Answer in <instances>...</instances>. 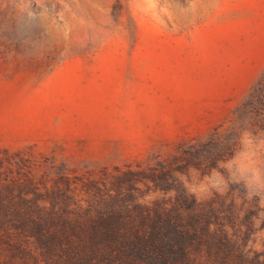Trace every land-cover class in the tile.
Returning a JSON list of instances; mask_svg holds the SVG:
<instances>
[{"label":"rangeland","instance_id":"1","mask_svg":"<svg viewBox=\"0 0 264 264\" xmlns=\"http://www.w3.org/2000/svg\"><path fill=\"white\" fill-rule=\"evenodd\" d=\"M189 217L264 264V0H0V264Z\"/></svg>","mask_w":264,"mask_h":264},{"label":"trees","instance_id":"2","mask_svg":"<svg viewBox=\"0 0 264 264\" xmlns=\"http://www.w3.org/2000/svg\"><path fill=\"white\" fill-rule=\"evenodd\" d=\"M190 218L193 219L188 224L168 222L132 235L120 234L116 225L98 226L94 229L97 244H92L98 258L91 259V253L80 249L77 262L93 264L100 259V264H202L203 258L196 255L202 249L206 253V243L194 226L195 220L200 221Z\"/></svg>","mask_w":264,"mask_h":264}]
</instances>
